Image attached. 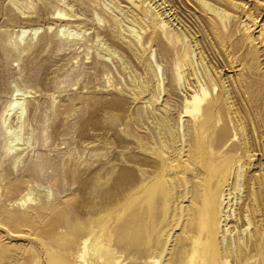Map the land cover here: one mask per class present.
Returning a JSON list of instances; mask_svg holds the SVG:
<instances>
[{
  "label": "rangeland",
  "instance_id": "374dc122",
  "mask_svg": "<svg viewBox=\"0 0 264 264\" xmlns=\"http://www.w3.org/2000/svg\"><path fill=\"white\" fill-rule=\"evenodd\" d=\"M4 25L0 264H264V0H0Z\"/></svg>",
  "mask_w": 264,
  "mask_h": 264
},
{
  "label": "bare ground",
  "instance_id": "6f19581e",
  "mask_svg": "<svg viewBox=\"0 0 264 264\" xmlns=\"http://www.w3.org/2000/svg\"><path fill=\"white\" fill-rule=\"evenodd\" d=\"M58 13V12H57ZM62 16V15H61ZM24 18V17H23ZM65 19V18H64ZM66 20V19H65ZM5 22V21H4ZM7 23V22H6ZM3 24V23H2ZM12 25V24H11ZM2 26V25H1ZM13 26H15V25H13ZM163 26V25H162ZM15 28V27H14ZM9 29H11V26L10 25H4L3 27H2V30L0 29V31H1V33H2V43L4 44H6V43H8V44H6V46L8 45L9 46V42H10V38H9V36H8V30ZM13 29V28H12ZM14 30V29H13ZM11 32V31H10ZM33 32H35V30L33 31ZM26 33H27V30H24V29H20V28H18V31L16 32V34H15V38L17 39V40H20V39H23L24 38V36L26 35ZM109 34V33H108ZM120 34V33H119ZM110 36V35H109ZM11 37H12V33H11ZM1 43V42H0ZM16 45H18V44H16ZM109 46V45H108ZM122 46V45H121ZM118 47V46H117ZM19 48V47H18ZM121 48V47H120ZM130 48V47H129ZM14 49V48H13ZM4 50V49H3ZM8 50V49H7ZM122 50V49H121ZM20 51V50H19ZM114 51V50H113ZM15 52H17L18 53V50H15ZM5 53V52H4ZM7 56V55H6ZM120 58H122V57H120ZM125 59V58H124ZM118 60V59H117ZM135 60V59H134ZM127 64V63H126ZM111 69V68H110ZM20 71V70H19ZM124 71V70H123ZM129 71V70H128ZM98 72V71H97ZM102 72V71H101ZM104 73V72H103ZM134 73V72H133ZM116 74V73H115ZM99 75V74H98ZM98 77V76H97ZM125 77V76H124ZM131 80H134V79H131ZM137 83V82H136ZM43 84V83H42ZM43 86V85H42ZM101 87V86H100ZM103 87H105V86H103ZM136 88V87H135ZM138 88V87H137ZM136 88V89H137ZM97 89V88H96ZM46 90H48V89H46ZM49 91V90H48ZM106 91V90H105ZM48 93V92H47ZM112 93V92H111ZM128 94H130V93H128ZM1 96V95H0ZM130 101V100H129ZM13 103H14V101H9V104L7 105V107H6V109H5V111H4V113L3 114H5V113H8V112H10V110L12 109V105H13ZM4 106V105H3ZM1 111V110H0ZM3 114H1V115H3ZM159 125V124H158ZM169 129V128H168ZM95 140V139H94ZM97 142V141H96ZM101 142V141H100ZM86 144V143H85ZM85 144H83V145H85ZM88 144V143H87ZM86 148H87V145H86ZM88 148H89V146H88ZM87 148V149H88ZM85 149V148H84ZM141 153V152H140ZM86 167V166H85ZM88 169V168H87ZM30 191V190H29ZM28 193V192H27ZM29 193H31V192H29ZM94 233V232H93ZM86 236V235H85ZM87 238V237H86ZM82 239V238H81ZM82 241V240H81ZM81 241H80V244H82L81 243ZM85 244H86V242H85ZM84 244V245H85ZM83 246V245H82ZM87 247V246H86ZM77 256H78V254H77ZM82 256V255H81ZM79 258V257H78ZM82 260V259H81Z\"/></svg>",
  "mask_w": 264,
  "mask_h": 264
}]
</instances>
